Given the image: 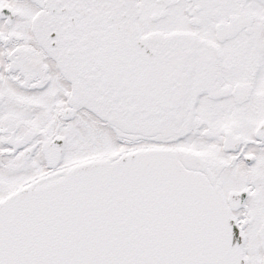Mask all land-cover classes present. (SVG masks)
I'll return each mask as SVG.
<instances>
[{
    "label": "snow or ice",
    "instance_id": "snow-or-ice-1",
    "mask_svg": "<svg viewBox=\"0 0 264 264\" xmlns=\"http://www.w3.org/2000/svg\"><path fill=\"white\" fill-rule=\"evenodd\" d=\"M0 264H264V0H0Z\"/></svg>",
    "mask_w": 264,
    "mask_h": 264
}]
</instances>
